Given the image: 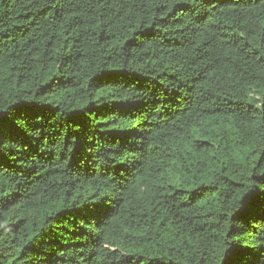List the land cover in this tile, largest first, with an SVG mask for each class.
<instances>
[{
    "label": "trees",
    "instance_id": "16d2710c",
    "mask_svg": "<svg viewBox=\"0 0 264 264\" xmlns=\"http://www.w3.org/2000/svg\"><path fill=\"white\" fill-rule=\"evenodd\" d=\"M0 264H264V0H0Z\"/></svg>",
    "mask_w": 264,
    "mask_h": 264
}]
</instances>
